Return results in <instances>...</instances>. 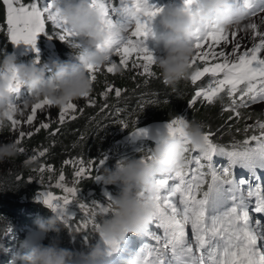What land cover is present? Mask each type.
Listing matches in <instances>:
<instances>
[{"label": "snow or ice", "instance_id": "snow-or-ice-1", "mask_svg": "<svg viewBox=\"0 0 264 264\" xmlns=\"http://www.w3.org/2000/svg\"><path fill=\"white\" fill-rule=\"evenodd\" d=\"M235 2L249 16L264 12V0ZM0 3L6 6V25L0 26V31L6 27L10 39L17 44L23 41L35 46L38 34L45 32L46 21L57 26L61 30L59 38L69 43L74 42L73 38L81 36L68 26L66 18L54 7V0L46 5L39 0H30L28 3L24 0H0ZM91 6L104 16L103 23L98 26V30L104 33V38L97 47L108 52L109 60L105 70L115 73L118 68H142L141 75H156L152 71V66L156 65V56L147 46L146 39L152 32L154 19L164 8L151 4L150 0H91ZM195 6L196 0H183L182 10L195 15ZM114 12H118L122 18L135 15V27L127 26V18L114 20ZM246 30L253 32L258 43L241 50L240 43L236 41L231 53H226L224 50H216L221 41L225 45L229 43L226 30L202 23H198L193 29L191 41L196 51L190 61L194 68L190 79L196 84L207 75L209 81L195 92L192 104L198 98L211 104L223 94L229 98L228 110L239 117L240 108L264 101V31H260L256 23H251ZM236 34V31L232 32L233 37ZM116 57L119 58L118 63ZM198 62L203 66L196 67ZM87 69L93 82L96 81L101 66L88 65ZM13 82L14 90L18 92L20 81L14 77ZM113 92L117 98L122 95L120 88H114L110 84L101 95L107 100ZM83 98H87L89 106L96 103L90 93H85ZM52 105L48 99L34 104L26 123L32 125L37 119L38 110ZM107 107L105 104L104 108ZM79 111L78 105L73 101L65 104L59 112V124H64L67 119L75 120ZM8 119L13 130L21 124L14 115ZM186 122L183 117H178L166 125L171 134L184 140L185 155L173 171L156 180L158 190L152 197L155 216L142 233L154 243L139 238L140 245L136 250L139 254L132 264H264V181L261 179V173H264V122L257 121L255 125L248 126L258 128L259 135H251L242 142L233 143L231 150L214 143L213 133L206 132V146L198 149L199 155L191 157L186 153L196 151L197 148L192 146L187 136ZM51 123L50 119L48 122H41L35 132L49 129ZM121 123L128 127L127 123ZM59 131L56 128L50 134L55 135ZM147 134L148 130L143 128L133 131L134 136ZM26 135L30 137L33 133L20 131L16 143L19 144ZM19 151L24 152L25 149L21 147ZM47 151V148L39 151L38 156H45ZM214 157L226 158V164L218 166ZM35 159L37 155L32 156V160ZM106 159L105 157L98 163L103 166ZM146 159H151V155ZM64 163L74 168V185L79 184L93 166L91 161L86 163L82 159L67 160ZM193 164L195 167H191ZM237 169L241 170L239 176ZM46 170L52 171L51 166L39 169L41 173ZM95 179H100V176L97 175ZM55 187L65 194L55 195L52 191H44L43 200L67 223L66 217H75L70 212L69 205L76 199L79 189L68 186L62 171ZM112 199L109 195L106 206L94 201L91 209L84 203H80L79 208L92 218L96 216V209L104 214H113L115 209ZM81 226L88 228V221H82ZM93 226L99 228L98 223L94 222ZM121 242L119 239L106 241L109 254L118 251Z\"/></svg>", "mask_w": 264, "mask_h": 264}, {"label": "clouds", "instance_id": "clouds-1", "mask_svg": "<svg viewBox=\"0 0 264 264\" xmlns=\"http://www.w3.org/2000/svg\"><path fill=\"white\" fill-rule=\"evenodd\" d=\"M54 7L66 18L68 26L80 33L83 39L71 43L77 54V61L53 60L50 64L21 62L15 52L0 53V128L9 122V116L27 109L45 99L62 107L93 90V80L88 65L102 66L108 63L107 50L97 47L103 41L104 33L98 26L104 21L103 14L91 6V0H54ZM196 14L182 10V7L165 9L160 13L159 24L163 31L154 28L150 33L157 47H163L164 54L156 56V65L169 85L190 78L194 68L190 61L195 54L191 34L198 23L216 26L226 31L246 30L251 24L248 12L235 0H196ZM126 24L135 27L136 16L129 15ZM20 81V88L26 86L29 95L18 102L15 98L13 78ZM15 109V112L13 111ZM185 129L194 148L203 149L205 130L203 124L187 121ZM185 143L180 136L161 129L149 155L123 157L114 167H105L100 179L106 185H118L119 191L112 199L114 213L103 220L98 228L102 242L119 239L124 241L129 233L137 236L154 219L155 208L152 197L157 194L156 180L173 171L184 155ZM19 155L16 142H0V163ZM38 166V161L26 159L25 167ZM36 230L19 241L12 253L10 264H76L77 253L63 247L58 237L44 243L46 234L60 233L65 221L52 211L47 217H37ZM78 256L77 264H93L106 253L101 242Z\"/></svg>", "mask_w": 264, "mask_h": 264}, {"label": "trees", "instance_id": "trees-1", "mask_svg": "<svg viewBox=\"0 0 264 264\" xmlns=\"http://www.w3.org/2000/svg\"><path fill=\"white\" fill-rule=\"evenodd\" d=\"M172 1L174 0H169V2ZM24 2L28 3L30 0H24ZM39 2L46 5L50 3V0H39ZM4 25H6V6L0 3V26ZM56 27L51 21H46L45 32L40 33L35 46L30 45L27 50L22 51L14 49L10 36L6 32V27H4V30L0 31V53L15 52L21 62L28 64H50L51 61L57 59L77 61L78 57L71 43L68 41L61 42L55 37V32L58 31ZM74 41H78V38ZM68 54L71 56L69 57ZM129 64L131 65V61H129ZM197 67L200 66L198 65ZM152 71L156 75L152 77L143 76L141 78V76L136 74V70L131 67L128 69L118 68L115 73H108L101 68L97 73L96 81L93 83V90L90 92L93 99H97L96 103L101 101V93L108 84L114 88H120L122 92L128 93V96L132 97L131 99L128 98L127 101L129 102L113 103L109 107L108 115L106 114V118L104 119L103 114H95V110H98L97 106L93 109L84 106L82 112V114L84 113V118L62 125L57 121L51 124L49 129H42L39 133L34 132L30 137L25 136L18 144L19 148L22 147L25 151H19V155L16 158L0 163L1 264L7 260H2V258L6 257L2 256V253L5 251V244L7 243L5 238L10 236L9 232L13 233V236L16 237V242L19 244V241L36 230L35 220L37 217H47L52 214L51 209L42 200H36L37 191L43 188L36 183V180L50 175L46 171L43 173L39 171V166L42 162L45 166H51V172L54 171L56 172L55 174H61L62 171L63 174L68 175L70 172H74V168L72 165H67L64 162L73 160L72 158L81 157L87 163L89 157H95L97 154L103 153L108 147H112L115 151L113 162H116L123 157L145 155L144 153H147V150L154 146L155 143L148 140L123 143L121 145L118 143L116 145L110 144L108 137L104 141H101V137L105 134L106 129L103 127L105 120H108L107 125H112L111 122L114 119L124 118L128 113L146 111L137 115V118L145 121L144 124L153 120H166L170 122L178 117H183L187 121H196L203 124L205 132L219 127L223 128V130L228 128L235 130L238 138H241L242 135L245 136L247 133L245 128H248V132L252 129L248 126L255 125L257 121H264L263 110L260 106L251 105V107L244 108L240 111L241 115L236 117L232 111L228 110L227 103H224L219 98L211 104L202 98H198L197 102L192 104L191 100L195 91L205 86L209 78L207 75L197 81L196 84L189 82L190 79L188 78L181 80L176 85L168 86L169 84L163 81L164 78L160 70L152 69ZM144 82L147 83L146 86H144ZM160 89L165 92L159 91ZM14 95L17 101H21L29 95V92L26 86H22ZM222 96L223 94L220 97ZM147 100H150L151 104L150 102L148 104ZM153 101L155 103H152ZM140 103L142 104L141 107H139ZM119 108H121L120 111H117ZM120 113L121 117H118ZM94 114L95 116L93 117ZM130 124L133 125L132 122ZM140 125L142 124L130 126V130L128 129V131L130 132ZM56 128H59L60 131L55 135H51L50 133L54 132ZM216 138V136L212 137L214 143L224 146L229 150L234 143L230 139L221 138V136L218 139ZM45 148L48 149L45 156L36 159L39 163L38 166H24L28 153ZM140 149L142 150L140 151ZM78 151L83 154H77ZM86 155L90 156L87 157ZM94 166L90 169V176L86 179H81L77 185L84 194L88 188H91V184L93 183L95 176V172L93 171ZM78 224L81 228V241H90L92 246L99 241L103 246L100 234L96 233L93 227L88 226L89 228H83L81 226L82 221L78 222ZM65 232L66 229L64 228L60 232L61 238L59 240L63 247L69 248L68 242L63 238ZM46 235L49 242L52 237H58L59 233L50 232ZM13 236H11V239ZM132 237L134 236L132 235L130 238ZM82 246H80V256L86 258L84 254L91 248L87 251L83 250ZM77 261L78 256H76V264Z\"/></svg>", "mask_w": 264, "mask_h": 264}, {"label": "rangeland", "instance_id": "rangeland-1", "mask_svg": "<svg viewBox=\"0 0 264 264\" xmlns=\"http://www.w3.org/2000/svg\"><path fill=\"white\" fill-rule=\"evenodd\" d=\"M161 7L164 8V10L165 9L177 8V7H183V0H181L180 2L164 3L163 5H161ZM159 19H160V14L153 21V28L154 29H157L158 27L161 26L159 24ZM248 22L256 23L258 25V27H259V30L260 31H264V12H257V14L255 16H250ZM56 28H57L58 31L55 32V37L61 42L66 41V40H62V39L59 38L58 35L60 34L61 30L58 27H56ZM161 31H163V29ZM233 31L237 32L235 37L232 36V32ZM227 32H228L229 43L227 45H225L223 43V41H221V44L216 46V50L217 51L224 50L226 53H231L232 47H233V43L236 42V41H238L240 43L241 50H244L245 48H251L254 43H258V38L254 36V34H253V32L251 30H238V31L237 30H229ZM39 36H40V34H38V37ZM77 38H78V40L83 39L82 36H79V37H76V38H73V39L75 40ZM152 40L153 41H151L150 38L147 39V46L153 51L155 56L163 55L164 54V50H161L160 46L157 47L156 41H155V39L153 37H152ZM12 44H13V47H14V49L16 51L27 50L29 48V46L31 45V44H26L23 41H21L18 44L16 42L12 41ZM205 50H207V49L205 48ZM68 56L70 57L71 55L68 54ZM115 59H116V61L118 63L119 62V58L116 57ZM106 65L107 64L102 65L101 68L103 70H105ZM198 65L200 67L203 66V64L200 63V62H198L196 67ZM152 69L159 70L157 65L152 66ZM134 70H136V74H138V76H141V78L143 77V75L140 74L142 72V68L141 69H134ZM142 81H144V79H142ZM163 81L165 83H167L164 79H163ZM208 81H209V78L207 79V81L205 83V86L207 85ZM189 82H191V79H190ZM146 84L147 83L144 82V86H146ZM166 85H168V84H166ZM168 86H170V85H168ZM105 89H106V87H105ZM159 91L162 92L164 90L160 89ZM168 93H170V92H168ZM194 95H195V93H194ZM193 97H192V99H193ZM128 98L131 99L132 97L128 96V93H126L124 91L122 92V95L119 98H117L115 96L114 92H113V93L109 94L107 100H105V98L103 96H101V99H100L101 101L99 103H95L94 106H89L88 103H87V98L81 97V98L73 101L74 103H76L78 105V108L80 109V111L76 113L77 118L75 120L67 119L65 123H67V122H75V121H78V120H81L82 118H84V113L82 114L84 106H88L91 109H93L94 107L97 106L98 110H95L96 111L95 114L96 115L103 114V119H104V118H106V114L108 115V109H109V107H111V105L113 103L119 104L120 102L121 103L129 102V101H127ZM219 99L221 101H223L224 103H227V105L229 104V98L226 95H223L222 97H219ZM96 100L97 99H95V101ZM18 102H20V101H18ZM146 102L147 103L150 102V104H151L150 100H147ZM105 104L108 105L107 108H104ZM251 105H254L256 107L260 106L261 109L263 110V114H264V101H260V102H257V103L250 104L247 107L240 108L239 111H241L244 108L246 109L248 107H251ZM32 106L28 107L27 109H23L22 111L17 112L16 114H14V118H16V119L21 121V124L15 130L12 129V126H11L10 122H8V124L5 127L0 128V142H2V143L16 142L17 139H19V132L20 131H24L25 133H28V132L34 133L35 132V128L38 127L41 122H48L49 119H50L52 121L51 124H53V123H56L58 121V116H59V112H60L61 107L52 105L50 107L44 108L43 110H38L37 119L33 122L32 125H28L26 123V120H27V117L31 114ZM141 106H142V104L140 103L139 107H141ZM119 109H121V108H119ZM143 112H146V111L128 113V114H126V116L124 118L114 119L111 122L112 125H107L108 120H105V124H104L103 127L106 128V129H105V134H103V136L101 137V141H104V139L107 138V137L110 139V144H114V145H116L117 143L121 145L123 143H132V142L140 141V140L129 141V140L126 139V135L129 133L128 129L130 130V128H129L130 126H136V125H139V124H142V125L144 124L145 121L143 119L137 118V115H139V113H143ZM95 114L93 115V117L95 116ZM118 117H121V113L118 114ZM89 120H90V118H89ZM121 121L127 123L128 127H124L122 125ZM131 122L133 123V125L130 124ZM208 130H210V129H208ZM259 131L260 130L258 128H256V129L252 128V129L249 130V132L247 131L245 136L242 135L243 137L241 136V138H238L236 136L237 132L235 130H232V129H229V128L226 129V130H223V128L219 127L217 129H213V130H211L209 132L214 133L213 136H216L217 137L216 139L220 138V136H221V138L224 137L226 140L230 139L234 143H237V142H242L243 140H245L247 137H250L251 135H259ZM42 150L43 149H41V150H39V149L33 150L32 152L27 154V159L32 160V156L33 155H37V158H38L39 157L38 156V152L42 151ZM114 152H115L114 148L108 147L105 151H103V153L101 152L100 154H97L95 157H92V158L89 157L88 158L87 162L91 161L92 165H95L94 168H93V171L95 172V176H94V179H93V183L91 184V188L90 189L88 188L86 190L85 194L83 192H81L80 188L77 186L78 184H75V185L73 184L74 172L73 173L70 172L68 175L64 174L65 175V181L68 184V186H75V187H77L79 189V191L77 193L76 199L69 205V210H70L71 213H73L75 215V217H72V216L66 217V220L68 222L67 223L65 222L66 232L63 234V238H65L66 241L68 242L69 248L72 249L73 251H75L77 253V256H79L80 259H83V260H84V258H82L80 256V246L83 245L82 246L83 250H87L88 251L89 248H91L92 244L90 243V241H86L85 242L84 240H82V241L80 240L81 228H80V225L78 224V222L83 221V220L84 221L85 220L88 221L89 227H93V230L96 233H98V228L93 226L94 222L98 223L99 226H100V224L103 222V220L108 218V217H110L112 214H104V213H101L99 211V209H96V216L94 218H92V217H89V214L87 212H85L83 209L79 208V204L80 203L87 204L90 209L93 208V202L94 201L98 202V203H104L105 206H106L107 203H108V201H107L108 196L110 195L113 198L118 193V191H119V186L118 185H106V184H104L102 182L101 179H95V177L97 175H100L101 171L105 167H114L115 166V164L117 163L118 160L116 162H113V160H114L113 159ZM108 153H110V154H108ZM77 154L82 155L83 153L78 151ZM144 154L148 155L149 154V150H147V153H144ZM86 156L88 157L90 155H86ZM105 157L107 158L105 160V164L103 166H101L98 162L101 159H104ZM72 159H73V161H75L77 159H81V157H75V158H72ZM109 160H111V161L109 163H106ZM34 161H36V159ZM42 163L39 166L40 168L42 166H45ZM106 164H107V166H106ZM47 166H49V165H47ZM46 172L48 174H50L48 177L40 178V179L36 180V183L43 187L42 189L37 191V199L36 200H38V201L42 200L43 202H44V200H43L42 194L44 193V191H52L55 195H64L65 194V193L62 192L61 189L55 187L56 181H57V179H58L60 174H55L56 172H54V171L51 172V171H47L46 170ZM89 176H90V169H89V174L87 176H85L83 179H86ZM45 205L48 206L47 204H45ZM51 211H53V210L51 209ZM22 232H24V231H22ZM22 232H21V234H22ZM8 234L10 236L5 238L7 243L5 244V251L2 253V256H6L5 258H2V260L3 259L4 260L7 259V260L3 261L2 262L3 264H10L12 253L19 246V244L16 242V237L13 236V233L9 232ZM189 234H190V228H189ZM132 235L134 236V239L136 237H137V239H138V237H140V239L144 238L143 234L137 236L135 234L129 233L128 236H127V240L126 241H128L129 238ZM11 236H13L12 239H11ZM60 238H61V235L59 233L58 239H60ZM75 239H76V241H75ZM146 239L147 238L145 237V239H143V240H146ZM44 243H48L47 235L44 238ZM104 243H105V241L103 242V245H104ZM151 243H154V242L151 241ZM138 247L139 246H134V249L137 250ZM104 248L107 250V249H109V246L106 244L104 246ZM86 259L89 260L88 258H86Z\"/></svg>", "mask_w": 264, "mask_h": 264}, {"label": "water", "instance_id": "water-1", "mask_svg": "<svg viewBox=\"0 0 264 264\" xmlns=\"http://www.w3.org/2000/svg\"><path fill=\"white\" fill-rule=\"evenodd\" d=\"M168 121L166 120H153L149 121L143 125L137 126L136 128H143L148 130L147 135H141V136H134L133 131L136 130L134 128L131 132H129L126 135V139L129 141H136V140H148L151 142H156V138L158 136V133L161 129L165 128L167 125Z\"/></svg>", "mask_w": 264, "mask_h": 264}, {"label": "bare ground", "instance_id": "bare-ground-1", "mask_svg": "<svg viewBox=\"0 0 264 264\" xmlns=\"http://www.w3.org/2000/svg\"><path fill=\"white\" fill-rule=\"evenodd\" d=\"M134 237L130 238V239H133Z\"/></svg>", "mask_w": 264, "mask_h": 264}]
</instances>
